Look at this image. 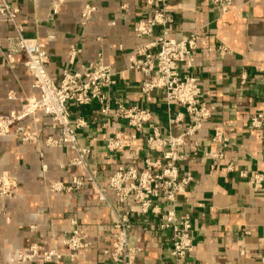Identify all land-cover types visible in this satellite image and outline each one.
Returning a JSON list of instances; mask_svg holds the SVG:
<instances>
[{
    "label": "crops",
    "instance_id": "obj_1",
    "mask_svg": "<svg viewBox=\"0 0 264 264\" xmlns=\"http://www.w3.org/2000/svg\"><path fill=\"white\" fill-rule=\"evenodd\" d=\"M226 1L230 9L223 12L212 0H166L169 25L138 38L136 27L153 13L145 0H61L58 6L57 0H7L19 10L24 36L46 45L53 80L59 82L64 72L80 71L100 59L116 73V84L108 90L111 116H103L96 103L70 106L73 118L87 121L78 132L79 142L90 151L87 167L98 172L102 186L120 166L144 169L146 160L158 158L145 144L155 130L178 137L191 125L184 110L167 103L162 91L141 92L144 75L131 69L130 58L166 30L175 40L197 35L192 67L183 68L182 75L198 79L202 102L215 110L181 148L180 172L191 174L193 182L174 209L191 220L195 251L188 264H264V0ZM87 7L95 12L85 20ZM13 36L12 26L0 22V117L20 113L24 100L39 98L25 55L8 59ZM118 104L150 111L153 128H129L114 115ZM259 116L262 126L253 128L252 119ZM27 123L39 133L38 144L13 135L0 137V175L9 174L17 184L12 196H0V264H114L107 252L117 217L125 213L131 220L130 244L139 250L136 264L172 263L171 232L162 230L156 217L143 214L132 199L121 204L108 193L106 203L89 186L53 190L54 184L71 185L86 172L72 165L75 153L70 147L47 146L46 139L60 137L49 117L39 113ZM217 132L229 143H214ZM118 133L136 139L129 149L112 154L107 139ZM74 230L88 248L72 257L63 240ZM35 245L56 250L62 260L20 263L18 256Z\"/></svg>",
    "mask_w": 264,
    "mask_h": 264
},
{
    "label": "built area",
    "instance_id": "obj_2",
    "mask_svg": "<svg viewBox=\"0 0 264 264\" xmlns=\"http://www.w3.org/2000/svg\"><path fill=\"white\" fill-rule=\"evenodd\" d=\"M145 2L153 8V13L147 22H140L136 27L135 34L138 38L150 37L155 27L166 28L171 22L165 9L166 0ZM212 2L223 12L230 9V3L226 0ZM60 3L61 0H57L56 6ZM54 11L57 13L58 8L56 7ZM94 12L93 7H87L82 16L88 20ZM18 15V9L10 6L7 0H0V22L10 24L14 31V36L10 39L8 59L13 62L15 53L25 55L24 65L33 78V88L39 92V98L24 100L20 113L12 112L9 116L0 117V137L13 135L21 142L38 144L41 137L27 122L33 120L39 113L49 117L52 127L60 131V137L46 139L47 146L70 147L75 153L72 165L81 167L86 172L85 178H75L68 186L54 184L53 190L70 192L89 186L99 199L106 203H109L108 193L115 195L121 204L132 199L143 214L156 217L160 228L171 232V264H188V257L195 251L191 220L187 215H179L174 209L178 198L186 193L193 182L191 174L182 175L180 172L179 165L184 161L181 148L185 146L188 138L196 136L202 123L210 119L215 110L214 107L202 102L198 79L191 75H182L183 68L192 67L197 35L175 40L168 38L166 30L163 36L156 38L130 58L131 69L138 70L144 75L141 92L147 95L154 91H162L167 103L177 104L184 110L191 125L178 137L162 136L155 130L153 135L146 138L145 144L149 151L159 153L158 158L146 160L144 169L134 165L120 166L109 177L107 184L102 186L98 181V172L87 167L90 151L79 142L78 132L87 127V121L83 117L73 118L70 106L85 108L96 103L103 116H111L112 105L108 90L116 84V73L100 59L80 71L64 72L62 79L56 82L47 71L46 45L39 39L24 36V30L18 23ZM114 115L125 121L133 130L142 131L146 126L153 128V115L144 108L118 104ZM182 116V114L178 116L176 122L181 121ZM261 119V116L252 119L253 128H261ZM135 139V135L127 139L122 133H118L107 139L106 147L114 154L129 149ZM213 142L225 145L229 140L217 132ZM212 156L217 157L216 154ZM16 188L17 184L9 174L0 175V196H12ZM162 204L171 205L173 208L167 210ZM130 230L129 214H120L115 225L112 249L107 252L114 264H136L139 250L130 244ZM63 245L71 252L72 257L88 248V243L77 230L65 236ZM62 257L56 250L45 251L35 245L28 252L20 254L18 261L25 263L40 259L45 263H58Z\"/></svg>",
    "mask_w": 264,
    "mask_h": 264
}]
</instances>
